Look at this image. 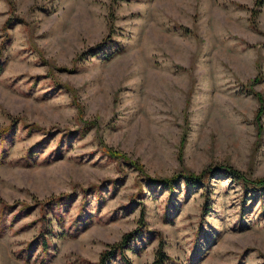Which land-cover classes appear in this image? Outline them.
Listing matches in <instances>:
<instances>
[{"label": "rangeland", "instance_id": "rangeland-1", "mask_svg": "<svg viewBox=\"0 0 264 264\" xmlns=\"http://www.w3.org/2000/svg\"><path fill=\"white\" fill-rule=\"evenodd\" d=\"M0 65V264H264V0H0Z\"/></svg>", "mask_w": 264, "mask_h": 264}, {"label": "trees", "instance_id": "trees-1", "mask_svg": "<svg viewBox=\"0 0 264 264\" xmlns=\"http://www.w3.org/2000/svg\"><path fill=\"white\" fill-rule=\"evenodd\" d=\"M255 4L257 5H260L261 4V0H255ZM256 13V10H253L252 11V14H255ZM1 66V65H0ZM16 122V117L14 116H11L10 117V121L5 124L1 129H0V134L1 132L7 130L12 124H14ZM108 154H111V155H115L114 151H111L110 149L108 150ZM229 170V169H228ZM229 174L231 176H233L234 178H236L237 180H240L241 182L245 180L244 177H242L240 175V173H238V171H233V170H229L228 171ZM183 176V175H182ZM184 178V181L185 182H190V183H193L192 182V177H190L188 174L184 175L183 176ZM162 184L166 187H168L169 189L172 188L174 182H175V178H166V179H162ZM54 195H50L48 198H46L45 200L41 201V202H49V199L53 198ZM132 235L131 232H127V233H123L120 237V239L118 241H115L113 242L111 245L112 247H115L114 248V251H113V248H106V249H103L100 251V254H99V257H98V264H104V261L109 259L111 257V255L113 254V252H119L120 256L123 258V260L125 261L124 264H129L124 258V254L123 252H121L119 249L127 244V241H128V237ZM49 240L48 238H42V239H39V244L41 246V249L43 250H47V244L49 243ZM166 255L164 254V252L161 250V243H159L158 247H156V250L154 252V255H153V259L151 261V264H163L164 262V259H165ZM38 264H46L44 263L43 260H40V263Z\"/></svg>", "mask_w": 264, "mask_h": 264}]
</instances>
